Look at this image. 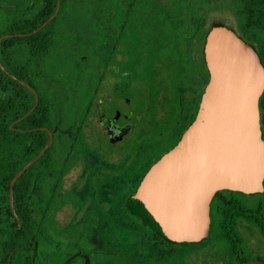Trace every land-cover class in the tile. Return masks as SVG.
I'll use <instances>...</instances> for the list:
<instances>
[{
  "label": "flooded vegetation",
  "instance_id": "obj_1",
  "mask_svg": "<svg viewBox=\"0 0 264 264\" xmlns=\"http://www.w3.org/2000/svg\"><path fill=\"white\" fill-rule=\"evenodd\" d=\"M89 10L72 30L70 76L56 73L46 89L59 96L42 150L52 142L27 174V249L40 248L41 264L264 262V178L257 192L217 191L199 242L169 240L129 207L196 118L209 81L205 40L144 39L127 7ZM210 240L198 253L188 246Z\"/></svg>",
  "mask_w": 264,
  "mask_h": 264
},
{
  "label": "trees",
  "instance_id": "obj_2",
  "mask_svg": "<svg viewBox=\"0 0 264 264\" xmlns=\"http://www.w3.org/2000/svg\"><path fill=\"white\" fill-rule=\"evenodd\" d=\"M8 1L3 11L4 19L0 22V264H41L40 248L37 254L36 250L34 253L27 249L30 236L25 229L27 174L38 166L41 158L12 186L11 183L15 175L42 151V138L48 137L44 130L54 131L58 102L55 98L59 94L46 89L58 86L57 81L62 75L56 73L70 76L72 30L91 11L89 8H97L98 13L105 6L122 11L127 7V17L138 18L135 24L143 28L144 39L181 41L201 36L204 42L211 27L220 23L251 44L262 58L247 31L264 33V0ZM218 1L230 6L237 27L220 19L209 21L201 13L206 11L204 3H214L217 7ZM151 23L156 24L153 32ZM171 45L163 44L165 47L160 48ZM259 107L264 131V94ZM30 228L39 234L37 224Z\"/></svg>",
  "mask_w": 264,
  "mask_h": 264
},
{
  "label": "water",
  "instance_id": "obj_3",
  "mask_svg": "<svg viewBox=\"0 0 264 264\" xmlns=\"http://www.w3.org/2000/svg\"><path fill=\"white\" fill-rule=\"evenodd\" d=\"M204 58L209 81L196 118L178 143L150 167L128 201L133 212L175 242L208 237L209 208L217 191L252 193L263 186L261 57L234 31L216 23L205 37ZM51 142L52 135L47 146L15 175L11 186ZM10 201L12 205V193Z\"/></svg>",
  "mask_w": 264,
  "mask_h": 264
},
{
  "label": "rangeland",
  "instance_id": "obj_4",
  "mask_svg": "<svg viewBox=\"0 0 264 264\" xmlns=\"http://www.w3.org/2000/svg\"><path fill=\"white\" fill-rule=\"evenodd\" d=\"M218 3V4H217ZM217 7L214 6V3L212 4H203V8H206V11H201V13L210 20L214 19H220V20H225L226 23L237 27V22L234 18L233 13L231 12L230 6L225 5L224 3L217 2ZM9 4L8 0H0V22L3 17V11L6 10V6ZM242 32V31H241ZM247 36L250 38V40L258 47V49L261 51L263 58H264V33L255 31V30H248L247 31ZM197 39L199 40V44L201 43V36H198ZM73 63V62H72ZM69 66V65H68ZM71 68V67H70ZM51 70H54V67H51ZM212 239L215 240V238L212 236ZM216 245V243L212 240L210 241H205L200 244H193V245H188L192 251V253H198L200 251L206 250L207 248H212ZM247 258L249 259H254L257 258L256 255H247Z\"/></svg>",
  "mask_w": 264,
  "mask_h": 264
}]
</instances>
